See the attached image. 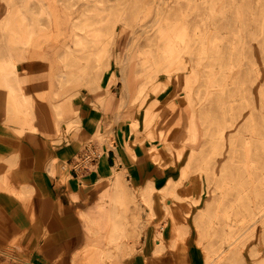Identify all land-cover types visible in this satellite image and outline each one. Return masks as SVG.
Wrapping results in <instances>:
<instances>
[{
  "label": "rangeland",
  "instance_id": "1",
  "mask_svg": "<svg viewBox=\"0 0 264 264\" xmlns=\"http://www.w3.org/2000/svg\"><path fill=\"white\" fill-rule=\"evenodd\" d=\"M22 1L0 0V20L9 15L11 3L21 5ZM30 1L37 2L49 25L44 45L50 58L53 60V48L61 39L71 43L65 49L70 67L62 78L64 87L79 93L96 87L97 78L79 77L78 69L89 71L96 60L94 67L107 71L110 47L114 45L112 53L117 51L119 59L112 62L113 70L120 68L121 79L126 76L133 87H139L129 108L132 127H138L133 122L151 94L155 98L145 109L155 122L166 117L174 124L165 122L161 128L179 127L180 133L171 144L179 154L186 147L185 155L189 151V156L179 179L163 187L169 188L164 194L173 197L176 192L172 209L185 216L197 204L193 213L198 214L200 244L216 247L217 251L226 247V252L216 253L227 258L225 264H235L242 255L248 264L252 245L264 250V0ZM22 16L26 20V15ZM14 17L12 13L6 20ZM103 41L107 43L101 48ZM94 51L98 55L102 51L106 63H100L101 55L96 56ZM82 55L84 61L80 60ZM9 65L15 68L16 62ZM57 66L54 60L50 62L53 72ZM45 82L31 93L25 80L18 77V91L10 87L16 97L8 87L9 97L19 100L23 89V97L30 99L32 107H37V101L44 103L46 95L57 98L52 104L59 109L58 101L68 99L73 104L74 96L63 95L58 88L49 92ZM49 82L51 87L55 85L53 79ZM170 82L177 89L162 101L160 94L169 92ZM120 87L114 88L118 95ZM175 98L183 102L180 109L173 104ZM68 121L72 123L65 131L74 127L73 120ZM100 139L99 145L103 143ZM96 152L101 154V148ZM91 153L84 152L86 158ZM135 200H127L136 218L128 237L131 245L128 242L111 264H122L135 252L142 233L139 214L143 212ZM146 200L150 202V196ZM148 215L151 220L155 216L150 208ZM156 224L157 230L167 225L158 222L161 228ZM115 238L110 237L107 246ZM258 255V264H264V251ZM208 262L217 264L211 255Z\"/></svg>",
  "mask_w": 264,
  "mask_h": 264
},
{
  "label": "crops",
  "instance_id": "2",
  "mask_svg": "<svg viewBox=\"0 0 264 264\" xmlns=\"http://www.w3.org/2000/svg\"><path fill=\"white\" fill-rule=\"evenodd\" d=\"M12 13L14 20L7 21ZM48 29L40 6L30 0H23L21 5L11 3L9 15L0 20V264H99L100 246L105 243L106 233L108 239L116 237L106 249L107 264H111L128 242L131 245L128 237L136 218L132 206H127L129 197H135L143 209L139 214L142 222L138 224L142 233L135 252L122 264H208L210 255L217 264H225L227 258L219 254L226 252V247L217 251L216 247L200 244V228L196 229L198 214L193 213L197 204L187 216L173 210L176 225L164 215L158 189L179 179L189 151L185 155L184 147L178 155L171 144L180 133L178 126L171 129L165 145L160 142L161 125L174 124L171 119L161 117L151 129L144 128V109L152 104L155 95L145 100L144 109L137 112L138 127L133 128L129 108L139 87L136 84L133 87L126 76L121 79L120 68L113 70L112 62L117 63L118 58L117 51L115 55L112 53L114 45L110 47L107 71L97 70L96 60L88 68L90 72L78 69L79 77H96V87L91 84L90 90L83 89L81 93L64 87L62 78L70 67L67 62L70 55L65 49L71 43L61 39L54 46L53 60L58 66L53 72L50 68L53 60L44 45ZM106 43L101 42L99 47L104 48ZM95 54L101 55L100 63H106L102 51ZM13 61L15 68L9 65ZM18 77L25 80L28 92L46 81L43 85L49 92L58 88L61 94L74 96L73 104L60 110L52 104L57 100L53 95H46L44 103L37 101L39 110L30 102L35 120L34 130L28 129L15 105L17 98L9 97V89L12 97H16L11 88L18 91ZM51 79L55 82L53 87ZM119 84L118 95L114 88ZM176 89L170 82L169 92L161 93V100L169 98ZM173 104L180 109L183 102ZM69 106H77L73 117L67 116ZM67 119L73 120L74 127L65 131L72 123ZM98 129L102 133L101 145L99 139H93ZM99 147L101 154L96 152ZM90 151L89 160L82 162L84 152L88 155ZM150 187L155 188L150 195L155 214L152 220L141 199ZM165 221L163 230L155 228L154 223ZM159 235L162 242L156 240ZM263 251L258 245L250 246L248 264H258V254ZM247 261L242 255L234 263Z\"/></svg>",
  "mask_w": 264,
  "mask_h": 264
},
{
  "label": "bare ground",
  "instance_id": "3",
  "mask_svg": "<svg viewBox=\"0 0 264 264\" xmlns=\"http://www.w3.org/2000/svg\"><path fill=\"white\" fill-rule=\"evenodd\" d=\"M23 94H24V91H23V89H21V97H20L19 100H16V104L15 105H16V107H18V113L20 114V116H22L24 118L25 123L28 125V129L34 130L33 124H34V120H35V114H33L32 110L30 109V105H29L30 104V99L27 100L25 97H23ZM69 102H70V100L67 99V100H64V101H61V102L58 101L57 104H60V109L62 110L63 107H65L66 105L70 104ZM175 103H177V99L176 98H175ZM72 107L73 108H71V106H69L67 116L73 117V115H75L77 113V111H76L77 110V106H75V107L72 106ZM175 108H177V107H175ZM58 109H59V107H58ZM166 109H167V107L162 109V111L164 110L163 112H165ZM15 110H16V108H15ZM71 119H67V120H71ZM143 123H145L144 126H145V129H147V130L151 129L152 125L155 123V118H152V114H151L150 111H148V109H145V111H144ZM133 126H135V127L138 126V120L133 122ZM170 131H171V128L165 126V127L161 128V130L158 132L159 136H160L159 140L162 143V145H165L167 143L166 139H167V136L169 135ZM150 133L153 134V131H150ZM19 134H22V129L19 130ZM100 137H102V133L98 129L94 133L93 138H98L99 139ZM175 150H176L177 154L179 155V150L178 149H175ZM154 190H155V188L150 187L149 189H147V191L145 192V194L141 198L142 201L145 202L148 205V207L150 208L151 214H153V210H152V207H151V204H150L151 201L148 202L146 199H147V197H149L151 195V193ZM168 190H169V188L167 189V187H165V188L158 189V192L161 193V200L164 203V208H165L164 215H165V217L168 216L172 220H174L173 216H172V212H173V209H172L173 208L172 207L173 201L172 200H173L174 195H176V192H174V195L172 197V194H164V192H166ZM111 199H112V197H111ZM175 204H177V203H175ZM164 223L166 224L167 222L165 221ZM156 225H158L159 227L161 226V224H158V223ZM161 228H163V226H161ZM156 240L159 241V242L163 241V239H162V237L160 235L156 237ZM107 244H108V236H107V233H106L105 243H104L103 246H100L101 252L99 254V260H98L99 264H107V260H108V255H107V250H106L107 249Z\"/></svg>",
  "mask_w": 264,
  "mask_h": 264
},
{
  "label": "built area",
  "instance_id": "4",
  "mask_svg": "<svg viewBox=\"0 0 264 264\" xmlns=\"http://www.w3.org/2000/svg\"><path fill=\"white\" fill-rule=\"evenodd\" d=\"M81 160H82V162H83V161H85V160H89V158H86V157L84 156V158H82ZM84 168H85V166H84Z\"/></svg>",
  "mask_w": 264,
  "mask_h": 264
}]
</instances>
